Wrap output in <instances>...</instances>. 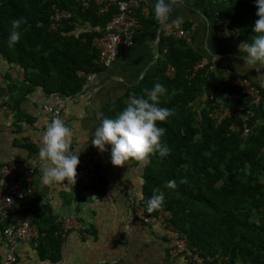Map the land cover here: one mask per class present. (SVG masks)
<instances>
[{
  "label": "trees",
  "instance_id": "trees-1",
  "mask_svg": "<svg viewBox=\"0 0 264 264\" xmlns=\"http://www.w3.org/2000/svg\"><path fill=\"white\" fill-rule=\"evenodd\" d=\"M187 3L201 9L214 29L228 26L227 40L232 41L239 33L237 52L241 43H251L256 35L253 26L259 17L254 0ZM58 10L70 11L73 16L62 19L55 28ZM116 11L117 5L107 0L102 4L91 0L88 5L84 0H0V54L9 63L23 67L26 79L34 86L41 85L48 95H75L86 84L87 73L106 68L96 38L102 36V28ZM18 18L23 19L21 39L9 46L11 21ZM141 18L145 25L157 22L154 9L149 18ZM183 25L191 27L190 22ZM165 48L168 52L158 71L144 77L133 90L139 97L145 95L144 89L162 83L167 93L161 97V106L174 112L166 121L158 122L166 129L162 140L168 154L154 152L147 161L134 160L136 165H144L139 196L145 212L157 216L169 211L172 222L203 256H216L218 260L228 257V264H264V85L254 68L248 72L235 63L221 66L217 72L209 66L196 71L195 66L207 57L185 39L162 34L161 50ZM170 65L175 68L174 76L167 74ZM258 65L264 70V64ZM224 69L256 85L262 101L255 103L232 79L225 81ZM80 70L86 74H80ZM34 86L18 82L9 86L10 106L16 111L17 121L21 119V102ZM239 106L242 114L224 116L227 109L235 113ZM244 115H248L246 122L251 128L247 134L243 133ZM27 148L31 154L39 152L37 145L28 143ZM169 180L176 181L174 189L167 187ZM157 189L164 192L165 202L149 213L146 202ZM23 210L40 229L36 248L39 257L60 260L67 232L65 218L57 220L41 204L26 202ZM4 227L0 219V242Z\"/></svg>",
  "mask_w": 264,
  "mask_h": 264
},
{
  "label": "crops",
  "instance_id": "crops-1",
  "mask_svg": "<svg viewBox=\"0 0 264 264\" xmlns=\"http://www.w3.org/2000/svg\"><path fill=\"white\" fill-rule=\"evenodd\" d=\"M148 1L154 9L155 0ZM189 1L175 0L167 22L162 24L157 20L156 24H143L131 47L120 46L110 66L93 71L96 77L87 80L80 92L68 96L61 107L60 118L72 129V150L80 151L79 160L84 156L91 158L102 186L97 187L98 190L96 187L83 189L75 181L69 184L67 179L66 187L44 185L40 160L35 191L26 202L44 205L47 214L57 220L75 212L78 225L66 230L60 260L42 259L32 244L21 243L19 264H186L181 257L169 254L160 228L145 224L139 217L134 199L140 198L144 165H136L135 159L114 165L110 145L106 146L107 151L100 152L91 140L101 121L114 118L120 111L119 106H124L129 97L134 96L133 90L144 77L158 71L165 56V49L161 50V32L177 17L183 18L181 24L191 23V44L218 67L235 63L238 69L245 68L248 72L254 68L263 81L264 70L258 64L244 67L243 53L236 51V44L227 40L223 29H214L201 9L189 5ZM7 73L11 77H6ZM13 82L34 86L33 81L26 79L23 67L9 63L0 54V165L12 158L33 156L27 144L40 147L48 124L44 106L51 101V96L41 85H35L25 95L21 102V119L16 120V111L10 106L9 86ZM5 250L0 242V252L5 253Z\"/></svg>",
  "mask_w": 264,
  "mask_h": 264
},
{
  "label": "built area",
  "instance_id": "built-area-1",
  "mask_svg": "<svg viewBox=\"0 0 264 264\" xmlns=\"http://www.w3.org/2000/svg\"><path fill=\"white\" fill-rule=\"evenodd\" d=\"M84 1L88 5L91 0ZM94 1L102 4L105 0ZM107 2L115 3L117 11L108 24L102 28V36L96 38V45L101 50L100 60L106 67L110 66L117 58L119 46L131 47L134 44L135 34L143 27L141 16L149 18L152 12V6L148 0H107ZM72 15L70 11L58 10L54 16L53 27L57 28L62 19L70 18ZM164 30L166 37L173 36L179 39L191 40L190 31L181 24H166ZM208 65L211 70L216 72L219 70V67L214 62L210 63L207 58H203L195 66V70L197 71L199 68ZM80 74L84 75L86 73L80 71ZM167 74L174 76L175 68L170 65ZM86 75L87 80L90 81L96 77L97 73L91 71ZM222 78L225 81L232 79L233 84L242 88V92L252 97L255 103L259 104L262 101L259 88L246 78L239 75L235 76L229 69L222 70ZM66 100L67 98L59 93L51 95V101L44 106L48 123L53 118L61 117V107ZM242 113L241 106H239L235 113L227 109L224 116ZM248 113H250L249 110ZM247 117L248 115L243 116L245 121L244 134L251 131L250 126L246 122ZM219 119H221L220 116ZM73 146L74 144H72ZM40 160L41 157L38 152L29 158H12L9 162L0 165V219L5 223L1 242L6 247L5 253L0 252V264H19L18 250L21 243H30L35 248L39 245L40 229L23 210V204L35 191L34 180ZM76 171V182L81 188L87 189L102 186L96 166L90 157H82ZM135 205L142 220L146 223L155 224L162 229L172 257H181L186 264H203L206 261L209 264H227L221 259H216V256L209 255L205 258L197 247L190 245L187 234L172 223L170 212L149 216L145 212V203L141 198L135 199ZM64 225L66 230L78 225L75 212L65 218Z\"/></svg>",
  "mask_w": 264,
  "mask_h": 264
},
{
  "label": "clouds",
  "instance_id": "clouds-1",
  "mask_svg": "<svg viewBox=\"0 0 264 264\" xmlns=\"http://www.w3.org/2000/svg\"><path fill=\"white\" fill-rule=\"evenodd\" d=\"M174 2L175 0H155L154 16L160 23L163 24L169 20ZM254 3L257 7L256 14L259 17L253 26V32L256 35L253 37L251 43L243 42L239 45V50L244 53V66L250 67H254L257 64H264V0H254ZM182 20V17H177L172 23L179 25L182 23ZM22 22V18L11 21V30L8 37L9 46H13L20 41L21 31L19 29ZM181 25L185 27L183 24ZM165 26L161 32L163 36H165ZM219 27L225 32L229 30L226 25H220ZM188 30L190 31L191 40H185L191 43L192 31L191 29ZM232 42L236 45L239 44V33L234 34ZM167 52L168 49L165 48L164 54ZM209 61L213 63V61ZM261 83L263 84V81ZM144 92L145 95L143 96H130L126 106L114 118H104L94 131L91 144L96 146L100 152L107 151L108 148L106 146L110 145L111 162L114 165H123L130 159L147 161L150 154L154 152H158L161 156H166L169 152L167 144L162 140L166 129L158 124V122L166 121L174 114L173 109L161 106V97L166 95L167 88L162 83L156 82L152 88L144 89ZM68 96L70 95H67L66 98H69ZM72 135V129L62 118H53L47 124L42 143L39 147V155L42 161L41 180L44 185L65 186L64 181L66 179L69 184L73 181L76 182V170L80 162V151L72 150ZM167 187L174 189L176 187V181L169 180ZM164 202V192L158 189L154 190L151 197L147 199V211L151 213L159 209L163 206ZM142 221L149 226L155 225L146 223L144 220ZM204 257L207 258L206 256ZM221 260L228 264V257ZM203 264L209 263L206 261Z\"/></svg>",
  "mask_w": 264,
  "mask_h": 264
},
{
  "label": "rangeland",
  "instance_id": "rangeland-1",
  "mask_svg": "<svg viewBox=\"0 0 264 264\" xmlns=\"http://www.w3.org/2000/svg\"><path fill=\"white\" fill-rule=\"evenodd\" d=\"M120 47V46H119ZM119 49V48H118Z\"/></svg>",
  "mask_w": 264,
  "mask_h": 264
}]
</instances>
